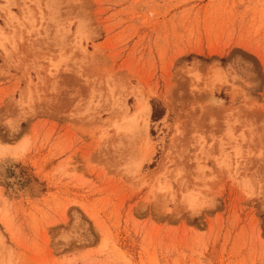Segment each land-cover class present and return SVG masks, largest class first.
<instances>
[{
	"label": "rangeland",
	"instance_id": "1",
	"mask_svg": "<svg viewBox=\"0 0 264 264\" xmlns=\"http://www.w3.org/2000/svg\"><path fill=\"white\" fill-rule=\"evenodd\" d=\"M0 264H264V0H0Z\"/></svg>",
	"mask_w": 264,
	"mask_h": 264
},
{
	"label": "bare ground",
	"instance_id": "2",
	"mask_svg": "<svg viewBox=\"0 0 264 264\" xmlns=\"http://www.w3.org/2000/svg\"><path fill=\"white\" fill-rule=\"evenodd\" d=\"M138 110H137V114L136 116L137 117H140L141 115L143 117H149L150 114H151V107L148 106V105H141V104H138Z\"/></svg>",
	"mask_w": 264,
	"mask_h": 264
}]
</instances>
